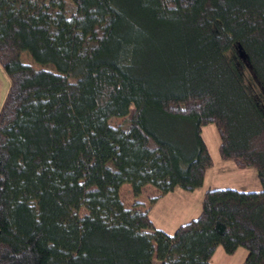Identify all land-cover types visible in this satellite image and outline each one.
<instances>
[{
  "label": "trees",
  "instance_id": "obj_1",
  "mask_svg": "<svg viewBox=\"0 0 264 264\" xmlns=\"http://www.w3.org/2000/svg\"><path fill=\"white\" fill-rule=\"evenodd\" d=\"M0 65V264H264V0H0ZM211 123L260 190L210 188L173 233L124 205L200 188Z\"/></svg>",
  "mask_w": 264,
  "mask_h": 264
},
{
  "label": "rangeland",
  "instance_id": "obj_2",
  "mask_svg": "<svg viewBox=\"0 0 264 264\" xmlns=\"http://www.w3.org/2000/svg\"><path fill=\"white\" fill-rule=\"evenodd\" d=\"M25 63H29L36 68H42L41 64L35 62L27 51L21 55ZM54 69L53 65L45 66ZM10 86V80L0 65V109L5 100V96ZM134 107L131 108L130 114L125 117H113L110 123L113 126H121L131 118ZM202 136L209 148L213 158V166L208 170L204 184L196 189L195 194L191 197L189 191L176 187L177 190L169 192L163 196H157L159 190L147 185L142 189V193L136 197L133 194L130 184H124L120 189V198L126 207H134L135 203L138 208L149 210L150 217L154 221L156 227L173 233L181 224L199 216L202 207L204 193L210 188H236L242 191H256L262 188L258 178L257 170L253 167L238 168L233 161H226L220 157V135L216 125L211 123L202 127ZM254 145L264 150V134L255 140ZM153 199V202H152ZM155 200V201H154ZM86 209H81V213H85ZM247 255L244 248L238 249L235 254H227L224 249L219 246L214 253L211 262L213 264H242ZM158 263V261H156Z\"/></svg>",
  "mask_w": 264,
  "mask_h": 264
},
{
  "label": "crops",
  "instance_id": "obj_3",
  "mask_svg": "<svg viewBox=\"0 0 264 264\" xmlns=\"http://www.w3.org/2000/svg\"><path fill=\"white\" fill-rule=\"evenodd\" d=\"M211 169V168H210ZM209 170V169H208ZM208 172V171H207ZM207 175V174H206ZM148 185H150V184H148ZM147 186V185H146ZM156 188V187H155ZM157 189V188H156ZM177 190V188H175L173 191H170V192H174V191H176ZM157 191H158V189H157ZM195 192H196V189L195 190H193V191H189V193L190 194H183L182 192H180V195H189V197H191L193 194H195ZM169 193V192H168ZM168 193H166V194H168ZM166 194H163V195H166ZM163 195H161L160 194V192H159V194L157 195V196H163ZM164 230V229H163ZM166 231V230H165ZM156 264H158V263H156Z\"/></svg>",
  "mask_w": 264,
  "mask_h": 264
}]
</instances>
